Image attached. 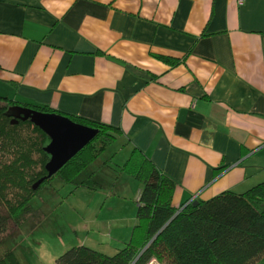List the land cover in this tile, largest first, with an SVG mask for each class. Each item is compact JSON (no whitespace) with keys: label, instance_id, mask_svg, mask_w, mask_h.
Wrapping results in <instances>:
<instances>
[{"label":"crops","instance_id":"obj_1","mask_svg":"<svg viewBox=\"0 0 264 264\" xmlns=\"http://www.w3.org/2000/svg\"><path fill=\"white\" fill-rule=\"evenodd\" d=\"M0 97L115 127L176 208L244 192L264 181V0H0Z\"/></svg>","mask_w":264,"mask_h":264},{"label":"trees","instance_id":"obj_2","mask_svg":"<svg viewBox=\"0 0 264 264\" xmlns=\"http://www.w3.org/2000/svg\"><path fill=\"white\" fill-rule=\"evenodd\" d=\"M158 58L177 63L167 57ZM17 104L54 111L0 97V196L16 189L28 191L17 203L21 210L30 207V197L48 180L32 188L46 174L44 166L49 156L43 148L49 138L28 119L11 122L12 117L5 111ZM66 116L98 129V133L56 173L61 172L77 186L96 188L99 183L92 167L115 141L118 131L103 123ZM120 170L134 175L142 184L136 200V222L128 241L110 256L75 245L60 254L56 264H149L153 259L159 264H253L264 256V181L241 193L224 191L176 208L172 205L175 183L141 153L132 151Z\"/></svg>","mask_w":264,"mask_h":264},{"label":"rangeland","instance_id":"obj_3","mask_svg":"<svg viewBox=\"0 0 264 264\" xmlns=\"http://www.w3.org/2000/svg\"><path fill=\"white\" fill-rule=\"evenodd\" d=\"M119 143L115 139L96 159V188L77 186L60 172L37 187L30 207L17 205L28 191L0 196V264H56L75 245L109 256L124 246L136 222L142 184L120 170L130 151ZM149 264L159 263L153 259ZM253 264H264V256Z\"/></svg>","mask_w":264,"mask_h":264},{"label":"water","instance_id":"obj_4","mask_svg":"<svg viewBox=\"0 0 264 264\" xmlns=\"http://www.w3.org/2000/svg\"><path fill=\"white\" fill-rule=\"evenodd\" d=\"M11 122L29 120L47 134L49 142L43 148L49 158L45 163L46 174L33 183L36 189L43 181L51 178L59 169L83 149L98 133V129L74 122L68 116L43 112L30 107L13 105L5 111ZM196 204L198 201H191Z\"/></svg>","mask_w":264,"mask_h":264}]
</instances>
